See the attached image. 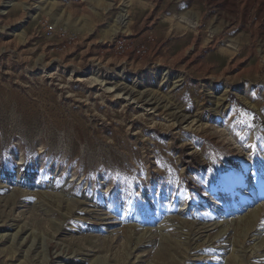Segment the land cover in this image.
<instances>
[{"label": "rangeland", "instance_id": "obj_1", "mask_svg": "<svg viewBox=\"0 0 264 264\" xmlns=\"http://www.w3.org/2000/svg\"><path fill=\"white\" fill-rule=\"evenodd\" d=\"M0 264H264V0H0Z\"/></svg>", "mask_w": 264, "mask_h": 264}, {"label": "bare ground", "instance_id": "obj_2", "mask_svg": "<svg viewBox=\"0 0 264 264\" xmlns=\"http://www.w3.org/2000/svg\"><path fill=\"white\" fill-rule=\"evenodd\" d=\"M257 180H259V174L257 173V171L251 170L247 164H243V170L241 173L232 172L230 174L229 181H227V187H223L222 192L214 186L212 189V194L206 201L198 200L196 202L190 203L189 198L184 193L179 197V201L181 203V206L184 209H188L189 211L195 210L196 208L209 207L217 201H220L221 203L226 199L232 198L235 192H239L248 188L253 181ZM234 210L235 208L233 207H224L222 209V212L224 214H228L230 212H234Z\"/></svg>", "mask_w": 264, "mask_h": 264}, {"label": "built area", "instance_id": "obj_3", "mask_svg": "<svg viewBox=\"0 0 264 264\" xmlns=\"http://www.w3.org/2000/svg\"><path fill=\"white\" fill-rule=\"evenodd\" d=\"M65 34H66L65 32H62V36H65ZM116 49H117V50H122V47H121V46H118V45H116Z\"/></svg>", "mask_w": 264, "mask_h": 264}]
</instances>
